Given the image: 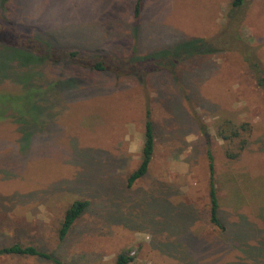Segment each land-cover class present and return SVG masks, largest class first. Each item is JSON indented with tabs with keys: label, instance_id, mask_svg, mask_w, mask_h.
Masks as SVG:
<instances>
[{
	"label": "rangeland",
	"instance_id": "374dc122",
	"mask_svg": "<svg viewBox=\"0 0 264 264\" xmlns=\"http://www.w3.org/2000/svg\"><path fill=\"white\" fill-rule=\"evenodd\" d=\"M231 2L144 0L136 20L135 0H0V245L69 264H116L125 249L129 264H264V92L248 62L264 68V0L234 20ZM193 38L207 49L168 66L153 57ZM12 45L44 59L11 63L26 60ZM147 111L155 153L129 186ZM226 120L249 124L235 159L240 138L217 132ZM208 152L225 229L210 220ZM78 199L89 205L61 240Z\"/></svg>",
	"mask_w": 264,
	"mask_h": 264
},
{
	"label": "trees",
	"instance_id": "16d2710c",
	"mask_svg": "<svg viewBox=\"0 0 264 264\" xmlns=\"http://www.w3.org/2000/svg\"><path fill=\"white\" fill-rule=\"evenodd\" d=\"M244 3L245 0H232L231 7L229 10V19L234 20V18L237 16L240 7L244 5ZM142 10H143V0H135L133 15L136 20H139L141 18ZM175 45H177L176 46L177 48L173 50L172 46L174 47ZM207 45L209 44L206 43V41H204V39L201 38H193L188 40L179 39L176 42H174L172 45H169L168 48L156 52V55L153 57L165 59L158 61V65L160 66L173 65V63H175L177 59H181L186 55L199 53L200 51H205L207 49L206 48ZM12 46L18 49V52L26 60H23L20 56L17 55L15 58L12 59L11 63L14 62L17 58L21 66H25L29 63L39 64L44 59L42 58V56L36 55L31 51L28 52V50L22 49L17 45H12ZM139 57L140 56L137 55L134 56L133 60L131 61L133 67L137 66L139 60H141L139 59ZM142 59H147V57H144ZM248 62L252 70L255 72L258 86L264 92V68L262 67L260 61L254 57V55L248 57ZM11 63L7 65L8 68L11 66ZM107 68L108 66L104 61H98L93 65V69H96L98 71H104ZM2 91H8V90H0V92ZM248 131H249V124L242 123L240 125H237L232 120H226L221 125V128H218L217 131L218 135L221 138H223L225 141H232L236 138H240V142L238 144V150L235 152L228 150L227 151L228 158L235 159L239 157L241 152L247 147L248 140L244 138L243 134L247 133ZM155 147H156L155 126L153 124L150 111H147L141 161L139 166L131 173L128 179L129 186L133 185L137 180H139L140 178H142L147 174L153 159V155L155 153ZM208 160H209V172H210V179H209L210 220L215 226L221 229H225L224 224L219 216V201L217 197V188L215 182V164H214V158L210 152H208ZM88 205L89 202L87 200L78 199L73 201L70 204V206L66 209L64 213V218L59 228V238L61 240H64L67 237L71 228L86 211ZM6 255L33 256L53 262L54 264H69L52 252L42 250L37 246H35L34 244H26L21 242H13L9 244L0 245V256H6ZM133 259L134 258L133 255L131 254V250L125 249L122 250L117 255L116 264H129Z\"/></svg>",
	"mask_w": 264,
	"mask_h": 264
},
{
	"label": "crops",
	"instance_id": "0c3cea01",
	"mask_svg": "<svg viewBox=\"0 0 264 264\" xmlns=\"http://www.w3.org/2000/svg\"><path fill=\"white\" fill-rule=\"evenodd\" d=\"M143 4H144V0H143Z\"/></svg>",
	"mask_w": 264,
	"mask_h": 264
}]
</instances>
